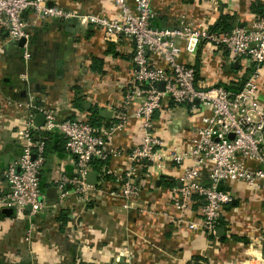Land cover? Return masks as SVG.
Returning a JSON list of instances; mask_svg holds the SVG:
<instances>
[{
	"label": "crops",
	"instance_id": "1",
	"mask_svg": "<svg viewBox=\"0 0 264 264\" xmlns=\"http://www.w3.org/2000/svg\"><path fill=\"white\" fill-rule=\"evenodd\" d=\"M49 2L75 13L118 14L112 0ZM253 3L264 6V0H154L152 9L160 27H173L185 15L212 28L223 15L227 22L249 24L255 15ZM25 18L29 61L22 59L17 42L5 32L0 34V194L7 187L5 170L24 142L19 131L26 121V101L39 99V105H51L59 118H89V108L95 106L104 117L100 124H111L115 120L111 105L122 100L133 71L131 39L109 36L93 24L85 27L76 17L40 19L28 11ZM180 56L194 61L203 85L239 84L248 70L214 49L201 48L192 58L183 48ZM135 108L131 104L130 112ZM155 118L171 144L182 143L199 124L198 116L190 117L181 105L168 104ZM137 122L130 118L126 129L110 140L112 149L121 151L107 161L117 171L129 165L126 153L136 142ZM45 151L39 175L44 208L35 215L27 208L0 211V264H105L119 257L128 264H264V200L254 197L244 183L221 185L232 194V206L224 217L223 234L213 237L199 226L187 227L200 221L195 210L181 221L174 218L175 209L166 195L172 184L164 181L177 185L180 168L169 163L160 172L144 168L148 174L141 175L140 195L127 210L118 199L100 194L96 203L87 206L74 195L56 206V183L63 175H73L75 159L63 145L50 144Z\"/></svg>",
	"mask_w": 264,
	"mask_h": 264
},
{
	"label": "built area",
	"instance_id": "2",
	"mask_svg": "<svg viewBox=\"0 0 264 264\" xmlns=\"http://www.w3.org/2000/svg\"><path fill=\"white\" fill-rule=\"evenodd\" d=\"M153 1L112 0L118 14L107 17L75 13L50 5L48 0H0V34L7 33L13 42L25 38L24 62L31 57L25 18L28 11L40 19L76 17L85 27L93 24L109 36L131 39L133 45V71L122 100L111 105L115 119L111 124L96 126L88 117L59 118L51 105L26 101V121L19 131L24 142L16 160L5 170L7 187L0 194V211H24L30 206L35 215L43 210L39 175L46 139L42 133L50 131L63 137L65 150L75 159L73 175H63L56 183V206L71 195L87 206L96 203L100 194L118 199L127 210L140 195L142 176L148 174L143 169L160 172L168 163L180 168V185L172 184L166 190L167 203L175 209L174 218L181 221L195 210L200 221L189 222L187 227L199 226L207 236H216L220 221L227 215L225 205L233 199L222 184L242 182L254 197L264 200V18L254 15L249 24L213 31L180 15L177 25L159 27L153 24ZM183 48L192 58L201 48L226 53L248 69L242 84L203 85L197 79L194 61L181 58ZM168 104L181 105L190 117L199 118V124L179 144L167 142L155 118ZM38 113L44 116L40 126L34 124ZM132 117L138 120L136 142L126 153L128 167L117 171L107 161L121 151L112 149L110 140L126 129ZM188 159L191 162L186 165ZM93 161L100 163L98 170ZM93 170L97 172L96 184L86 181Z\"/></svg>",
	"mask_w": 264,
	"mask_h": 264
},
{
	"label": "trees",
	"instance_id": "3",
	"mask_svg": "<svg viewBox=\"0 0 264 264\" xmlns=\"http://www.w3.org/2000/svg\"><path fill=\"white\" fill-rule=\"evenodd\" d=\"M252 11L254 12V14H255L257 17L264 18V6H263V5H261V4H259V3H253V4H252ZM227 20H228V18H227L225 15L221 16L220 21H219L217 24H215V25L211 28V30H213V31H228V30H230L233 26H235L236 23H235V22L230 23V22H227ZM234 23H235V24H234ZM153 24L156 25V26H159V25H158L157 23H155V22H153ZM159 27H160V26H159ZM250 70H251V69H249V71H250ZM242 81H243V79H242ZM242 81L240 82L241 84H242ZM239 85H240V84H238V86H239ZM238 86H230L229 89H233V90H234V89H237ZM80 100H81V98L78 99L79 102H81ZM35 103H36L37 105H39V104H40L39 99H36V100H35ZM79 104H80V103H79ZM81 105H82V102H81ZM89 111H90V113H91V115H90V117H89L90 122H91L93 125L100 126V125H101V124H100V120H101V119H104V117L101 115L100 111H99L95 106L89 108ZM105 125H109V124L107 123V124H105ZM38 136H39V135H35V136H34V139H37ZM42 136L45 137V139H46V148H48L50 144H57V145L59 144V147H60L61 145L64 146V139H63V140L60 139V138H59V135H58L57 132H55V131L44 132V133H42ZM57 137H58V138H57ZM46 148H45V150H46ZM45 152H46V151H45ZM92 164H93V168H94V169H96V170L99 169V167H100V163H99V162H97V161H93ZM164 182H166L167 184H173L172 181L167 180V179H166ZM231 206H232V203H231V202L227 203V204L225 205V210H226V211H229L230 208H231ZM224 217H225V216H224ZM224 217H223V219L220 221V226H222V227L225 226V219H224ZM61 218L63 219V221H66L67 216H66L65 214H63V215L61 216Z\"/></svg>",
	"mask_w": 264,
	"mask_h": 264
},
{
	"label": "water",
	"instance_id": "4",
	"mask_svg": "<svg viewBox=\"0 0 264 264\" xmlns=\"http://www.w3.org/2000/svg\"><path fill=\"white\" fill-rule=\"evenodd\" d=\"M49 4L52 5V3H50V2H49ZM24 42H25V38H20L17 43H18V45L20 47H22ZM158 85H159L160 88H162L163 87V82L159 81ZM101 112H102L103 115H106V116L109 115V113L107 111H101ZM43 122H44L43 114H41V113L36 114V116L34 118V124L36 126H40V125L43 124ZM86 181L88 183H90V184H96V182H97V172L95 170L90 171L86 175ZM177 185H180V183L177 182ZM26 208L30 209V206H26ZM7 210L12 211L11 209H4L3 211H7ZM223 232H224V227L221 226V227H219L217 229L215 235L216 236H221L223 234ZM105 264H128V263L125 262V261H122V257H119V258L116 259V261H113V260L111 262L107 261ZM193 264H202V263L200 261H194Z\"/></svg>",
	"mask_w": 264,
	"mask_h": 264
}]
</instances>
